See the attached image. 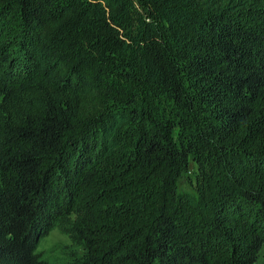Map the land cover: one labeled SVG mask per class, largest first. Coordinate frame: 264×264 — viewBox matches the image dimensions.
Returning <instances> with one entry per match:
<instances>
[{"label":"trees","instance_id":"obj_1","mask_svg":"<svg viewBox=\"0 0 264 264\" xmlns=\"http://www.w3.org/2000/svg\"><path fill=\"white\" fill-rule=\"evenodd\" d=\"M53 229L72 264H264V0H0V264Z\"/></svg>","mask_w":264,"mask_h":264},{"label":"rangeland","instance_id":"obj_2","mask_svg":"<svg viewBox=\"0 0 264 264\" xmlns=\"http://www.w3.org/2000/svg\"><path fill=\"white\" fill-rule=\"evenodd\" d=\"M197 169L191 161L188 172L178 182V190L191 197H195V178ZM36 252L47 264H72L73 257L80 252L79 247L73 245L69 237L58 229L51 230L37 243Z\"/></svg>","mask_w":264,"mask_h":264}]
</instances>
